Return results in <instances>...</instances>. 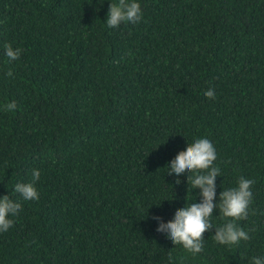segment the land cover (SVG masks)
<instances>
[{
  "label": "trees",
  "instance_id": "1",
  "mask_svg": "<svg viewBox=\"0 0 264 264\" xmlns=\"http://www.w3.org/2000/svg\"><path fill=\"white\" fill-rule=\"evenodd\" d=\"M115 2L0 0V196L21 205L0 264H252L264 256V0H136L141 20L109 28ZM196 138L216 149L214 203L241 176L255 183L236 221L250 239L220 245L213 227L192 254L156 228L201 200L193 173L168 174ZM34 169L39 199L26 201L15 185ZM210 220L225 223L218 208Z\"/></svg>",
  "mask_w": 264,
  "mask_h": 264
},
{
  "label": "clouds",
  "instance_id": "2",
  "mask_svg": "<svg viewBox=\"0 0 264 264\" xmlns=\"http://www.w3.org/2000/svg\"><path fill=\"white\" fill-rule=\"evenodd\" d=\"M141 8L136 0H117L109 4L106 24L109 28H116L122 22L138 23L141 20ZM22 49L13 48L11 44L5 45V55L9 61L19 59ZM7 75L11 76L9 72ZM215 90L209 88L204 96L209 99L215 98ZM16 108L15 101L4 105V110L11 111ZM217 159L216 149L213 143L207 138H196L187 147L179 151L169 163L168 174L193 173L187 176L193 188H199L201 200L199 203H190L174 212V216L167 223L160 222L156 228L157 232H164L173 244H180L185 250L197 254L203 250V234L211 228H215L214 240L220 245L233 246L240 241L250 239L248 232L237 226L236 221L245 219L248 215V208L252 202L253 193L251 186L255 183L253 179L243 176L239 177L237 186L228 188L219 193V201L214 203L216 197L215 178L220 175L221 169L214 166ZM40 178L38 169L32 171V180L27 183H17L15 191L24 200H38L39 193L35 187ZM179 184L180 180L177 179ZM219 209V213L225 218V223L214 226L210 218L213 210ZM21 210L18 202H13L9 196H0V232H6L13 226L14 221L9 216H15ZM153 219L160 221L159 216ZM171 259V257H170ZM252 264H264V256L252 257Z\"/></svg>",
  "mask_w": 264,
  "mask_h": 264
}]
</instances>
